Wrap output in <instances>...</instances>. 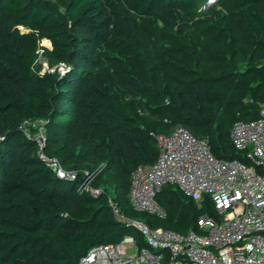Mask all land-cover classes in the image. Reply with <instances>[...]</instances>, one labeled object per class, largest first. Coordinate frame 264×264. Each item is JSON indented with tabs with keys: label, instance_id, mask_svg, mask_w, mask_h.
Here are the masks:
<instances>
[{
	"label": "trees",
	"instance_id": "1",
	"mask_svg": "<svg viewBox=\"0 0 264 264\" xmlns=\"http://www.w3.org/2000/svg\"><path fill=\"white\" fill-rule=\"evenodd\" d=\"M119 1L126 12L114 0H0V264H79L134 232L144 245L111 200L152 228L197 229L198 217L214 212L210 200L199 208L166 186L161 219L130 198L133 172L158 158L156 136L179 125L215 157L247 161L230 135L264 104V0H218L202 16L199 0ZM176 12L179 20L165 16ZM156 15L170 32L153 24ZM39 37L68 72L34 71ZM31 120L45 126V155L77 180L58 178L39 158L22 129ZM86 174L99 195L78 192Z\"/></svg>",
	"mask_w": 264,
	"mask_h": 264
},
{
	"label": "built area",
	"instance_id": "2",
	"mask_svg": "<svg viewBox=\"0 0 264 264\" xmlns=\"http://www.w3.org/2000/svg\"><path fill=\"white\" fill-rule=\"evenodd\" d=\"M22 129L28 139L38 141L39 158L58 178L77 180V172L43 152L41 120L27 121ZM230 137L246 162L215 157L207 140L179 125L156 136V162L133 172L130 198L138 212L165 219L157 197L166 186L178 188L199 208L210 200L214 212L201 214L197 229L179 233L152 228L125 217L111 200L117 218L132 226L144 245L136 236L125 235L117 243L93 247L79 264H264V104L256 119L237 121ZM95 177L86 174L78 192L99 195L101 190L93 187Z\"/></svg>",
	"mask_w": 264,
	"mask_h": 264
},
{
	"label": "rangeland",
	"instance_id": "3",
	"mask_svg": "<svg viewBox=\"0 0 264 264\" xmlns=\"http://www.w3.org/2000/svg\"><path fill=\"white\" fill-rule=\"evenodd\" d=\"M217 1L218 0H199L198 1V5H197V9H196L197 10L196 14L199 15V16H202ZM116 2H117V4H119V7L117 9H115V10L118 11V12H126V9L124 8V5L119 0H114V3H116ZM107 3L109 4V1ZM110 8H113V7H110ZM112 10L113 9H111L109 12H112ZM113 13H114V11H113ZM129 15L132 16L133 18L136 16L134 13L133 14L129 13ZM175 15L166 14L165 16H168V17H171V18L173 17V21H175V20H179L183 16V12H176ZM159 18H160L159 15L153 16V20H154L153 24H155V26H158L160 28L161 32L164 33V34L167 33V32H170V30L167 31V28H165L164 24L161 23L162 21ZM157 20H159V22H156ZM143 24H145V23H143ZM19 29H20V31L22 33H30V30L26 29L24 27H20ZM52 50H53L52 43L48 39L40 38V37L38 38L36 50H35V52L32 55L33 60H34L33 68H34V71L36 73H38V74L43 76V75H46L47 73H53L55 71H57V72H59L61 74H65L66 72L69 71L70 68H69L68 65H66V64H64L62 62H57L53 58V56L50 54V52ZM31 132H32L33 135L37 133L34 129H32ZM36 142L38 143L37 140H36ZM45 146H46V142H45V145L43 147V152L45 151ZM128 235L135 236L136 233L134 232V233H130Z\"/></svg>",
	"mask_w": 264,
	"mask_h": 264
}]
</instances>
